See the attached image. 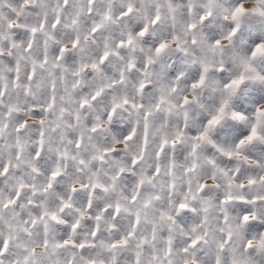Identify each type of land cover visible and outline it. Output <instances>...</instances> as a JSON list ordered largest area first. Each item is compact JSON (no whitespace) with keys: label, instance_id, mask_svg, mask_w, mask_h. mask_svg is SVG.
Segmentation results:
<instances>
[{"label":"snow or ice","instance_id":"6c2138e0","mask_svg":"<svg viewBox=\"0 0 264 264\" xmlns=\"http://www.w3.org/2000/svg\"><path fill=\"white\" fill-rule=\"evenodd\" d=\"M249 84L264 0H0V264H264Z\"/></svg>","mask_w":264,"mask_h":264},{"label":"rangeland","instance_id":"374dc122","mask_svg":"<svg viewBox=\"0 0 264 264\" xmlns=\"http://www.w3.org/2000/svg\"><path fill=\"white\" fill-rule=\"evenodd\" d=\"M253 40H256L257 42L259 40L258 26L255 24H252L251 27L246 29L244 35V45L246 46L247 44L252 43ZM185 59V55L181 52H175L171 56L165 58V72L168 78H174L178 72L185 71L187 69V66L184 63ZM221 76H223V74H221ZM248 89L249 97H252L253 99L264 97V89H260L257 85L249 84ZM251 102V100L248 101L249 104ZM241 107H244V105H241ZM229 123L233 122L229 121ZM261 148H264V146H261Z\"/></svg>","mask_w":264,"mask_h":264}]
</instances>
